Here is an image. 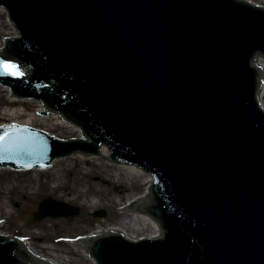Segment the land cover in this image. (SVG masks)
<instances>
[{
  "label": "water",
  "instance_id": "1",
  "mask_svg": "<svg viewBox=\"0 0 264 264\" xmlns=\"http://www.w3.org/2000/svg\"><path fill=\"white\" fill-rule=\"evenodd\" d=\"M258 57L248 1L0 0V264H264Z\"/></svg>",
  "mask_w": 264,
  "mask_h": 264
},
{
  "label": "bare ground",
  "instance_id": "2",
  "mask_svg": "<svg viewBox=\"0 0 264 264\" xmlns=\"http://www.w3.org/2000/svg\"><path fill=\"white\" fill-rule=\"evenodd\" d=\"M243 1H248V2H250L252 4H255V5H259V6H263L264 7V0H243ZM257 60L259 61L260 66H262L263 69H264V62L261 60V58L258 57ZM259 102H260L261 106L264 109V83H263L262 88L260 90Z\"/></svg>",
  "mask_w": 264,
  "mask_h": 264
},
{
  "label": "snow or ice",
  "instance_id": "3",
  "mask_svg": "<svg viewBox=\"0 0 264 264\" xmlns=\"http://www.w3.org/2000/svg\"><path fill=\"white\" fill-rule=\"evenodd\" d=\"M0 70L3 73L11 74V75H22L23 73L20 71L18 66L9 63H0Z\"/></svg>",
  "mask_w": 264,
  "mask_h": 264
}]
</instances>
